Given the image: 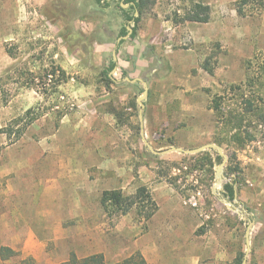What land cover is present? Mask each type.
Instances as JSON below:
<instances>
[{"label": "rangeland", "instance_id": "374dc122", "mask_svg": "<svg viewBox=\"0 0 264 264\" xmlns=\"http://www.w3.org/2000/svg\"><path fill=\"white\" fill-rule=\"evenodd\" d=\"M71 2L0 0V264H242L250 217L247 264H264V123L227 119L242 116L243 96L263 104L264 0H156L138 23L124 0ZM196 2L210 21H181ZM124 26L138 33L119 43ZM126 76L148 83L143 119L145 84ZM142 128L157 150L220 144L219 192L251 215L214 194L215 150L158 155ZM141 186L157 204L150 218L151 203L126 214L102 204L106 190Z\"/></svg>", "mask_w": 264, "mask_h": 264}, {"label": "trees", "instance_id": "16d2710c", "mask_svg": "<svg viewBox=\"0 0 264 264\" xmlns=\"http://www.w3.org/2000/svg\"><path fill=\"white\" fill-rule=\"evenodd\" d=\"M99 3L103 0H97ZM107 2V0H105ZM156 0H124V3L130 4V8L134 9V11L139 12V16H134V14L127 13L125 15V19L127 21H134L138 23L141 20V16L155 4ZM242 13V8L239 9ZM181 21H193V22H209L211 19V8L209 4H205L202 2H196L189 10H187L185 16L180 18ZM122 35H126L127 27L124 26L121 30ZM138 33V27L135 26L132 36H136ZM115 67V63L112 64L111 68ZM239 90L242 89V85L233 86ZM264 104V98L261 97ZM243 100L245 105L243 106L242 116L240 114L231 113L227 115V119L230 122L235 123L236 126L240 125L243 121V115L251 114L258 118V120L264 123V105L259 103L256 104L253 100L246 98L243 96ZM214 108L218 113L222 112L221 103L215 100ZM218 161L221 160V156H217ZM225 189L227 190V195L230 198H233L235 195L234 184L228 182L225 185ZM151 203L154 209L148 214V218L154 215L157 210V204L155 200L152 198L151 193L148 191L146 186H141L138 189V192L135 197L125 196L120 190H106L102 196V204L107 210L113 209L114 211L126 214L128 213L135 205ZM66 264H108L105 260V256L103 254H92L90 256L84 258H78L75 254L71 256V259ZM118 264H147L145 259L141 254H137L133 257L125 259L123 262Z\"/></svg>", "mask_w": 264, "mask_h": 264}, {"label": "water", "instance_id": "95a60500", "mask_svg": "<svg viewBox=\"0 0 264 264\" xmlns=\"http://www.w3.org/2000/svg\"><path fill=\"white\" fill-rule=\"evenodd\" d=\"M127 28L129 30V32L127 33V35L121 36L119 38V40H118L119 43H120V41L122 39H125V38L129 37L132 34L133 28L131 26H127ZM114 58H115V60L117 59L116 50L114 51ZM116 70H117V66L114 67L112 72H115ZM124 79L128 80L130 82L141 81V82H143L145 84V89L143 91V94L139 97V103L142 106V108L140 110V116H141V119H143V108L145 106V103H144L143 100L145 99V97L148 94V83H147V81H145L142 78H130V77L126 76V77H124ZM142 136H143V139L146 142L148 148L153 153L158 154V155L167 154V153H170V152H173V151H179V152H184V153H188V154H195V153H200V152L208 150V149L215 150L217 152V154L222 157V162L218 166H216V173H215L216 183L213 186L214 194H217L219 196L220 200L223 203L227 204V206L230 209L238 212L240 215H243V216H250L251 215L250 212H248L247 210H245L244 208L240 207L237 204L238 200H237L236 197L234 198V200H230L229 198L223 196L219 192L220 191L219 185L221 187L223 185L224 180L228 179V177L226 175V172H225V168H226V164H227V162L229 160L228 155L225 153L224 148L220 144L211 142V143H207V144H204V145H202L200 147L192 148V149H186V148L179 147V146L178 147L173 146V147H170V148L165 149V150H157L156 148L153 147V145L147 139L144 128H142ZM254 223H255V220L250 217L249 225L247 226V230H246V234H245L246 235L247 250H246L244 259L242 261V264H247L248 263V257H249L250 251H251V232H252Z\"/></svg>", "mask_w": 264, "mask_h": 264}, {"label": "crops", "instance_id": "0c3cea01", "mask_svg": "<svg viewBox=\"0 0 264 264\" xmlns=\"http://www.w3.org/2000/svg\"><path fill=\"white\" fill-rule=\"evenodd\" d=\"M37 1H42L43 2V4L44 5H48L49 4V6L50 5H53V7H52V10H54V11H62V9H64L65 10V6H64V8H63V1H69V0H37ZM70 1H72L70 4H69V6H68V8L69 9H74V10H76V8L78 7V5L80 4L79 3V0H70ZM81 1V0H80ZM108 1V0H107ZM45 6V7H46ZM47 8V10H48V8H50V7H46ZM46 8H45V10H46ZM35 11H37V9H35ZM47 12V11H46ZM49 12V11H48ZM74 12V11H73ZM73 12H71L70 14H72L73 16L75 15V13H73ZM57 18V17H56ZM56 24H57V26H58V28L59 29H61V27H64V23L61 21V20H59V21H56ZM75 26H78V25H76V22H75ZM128 29V28H127ZM116 81H118L117 79H115Z\"/></svg>", "mask_w": 264, "mask_h": 264}]
</instances>
